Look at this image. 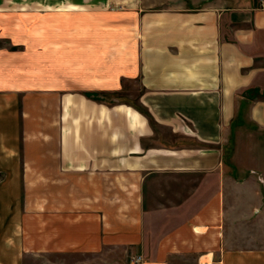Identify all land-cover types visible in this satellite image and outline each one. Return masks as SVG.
I'll use <instances>...</instances> for the list:
<instances>
[{"label": "crops", "instance_id": "1", "mask_svg": "<svg viewBox=\"0 0 264 264\" xmlns=\"http://www.w3.org/2000/svg\"><path fill=\"white\" fill-rule=\"evenodd\" d=\"M259 1L0 0V264H264Z\"/></svg>", "mask_w": 264, "mask_h": 264}, {"label": "rangeland", "instance_id": "2", "mask_svg": "<svg viewBox=\"0 0 264 264\" xmlns=\"http://www.w3.org/2000/svg\"><path fill=\"white\" fill-rule=\"evenodd\" d=\"M7 2L9 0H6ZM17 3L18 0H13ZM2 45V43H0ZM128 96L129 94H124ZM89 98L94 96H88ZM114 101H123L122 96H119V99ZM108 104L113 103V100H107ZM131 255L122 250H117L115 248L108 249L102 254L98 255H68V256H49L47 258L33 259L32 261L27 262V264H129L131 260Z\"/></svg>", "mask_w": 264, "mask_h": 264}, {"label": "built area", "instance_id": "3", "mask_svg": "<svg viewBox=\"0 0 264 264\" xmlns=\"http://www.w3.org/2000/svg\"><path fill=\"white\" fill-rule=\"evenodd\" d=\"M260 8H264V0L259 1ZM143 260L141 256H134L131 258L129 264H142Z\"/></svg>", "mask_w": 264, "mask_h": 264}, {"label": "trees", "instance_id": "4", "mask_svg": "<svg viewBox=\"0 0 264 264\" xmlns=\"http://www.w3.org/2000/svg\"><path fill=\"white\" fill-rule=\"evenodd\" d=\"M87 96H91L90 94H87Z\"/></svg>", "mask_w": 264, "mask_h": 264}]
</instances>
